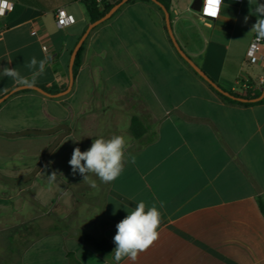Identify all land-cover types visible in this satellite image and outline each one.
<instances>
[{"label": "crops", "instance_id": "0c3cea01", "mask_svg": "<svg viewBox=\"0 0 264 264\" xmlns=\"http://www.w3.org/2000/svg\"><path fill=\"white\" fill-rule=\"evenodd\" d=\"M10 1L14 10L0 21V72L7 66L31 77L26 63L51 55L36 85L64 87L66 56L89 21L76 27L75 18L74 35L54 43L42 18L52 12L55 21L61 7L74 16L67 7L81 2ZM164 1L180 47L214 82L237 94L248 84L263 88L264 51L251 61L246 54L264 0H224L211 20L192 9L194 0ZM128 4L93 31L65 97L15 92L0 104V264H70V253L82 264H115L82 234L107 239L114 250L117 223L140 201L161 212L159 239L120 264H264L257 202L264 197V103L223 101L177 59L164 13L144 1ZM15 87L0 74V97ZM133 116L155 135L135 139ZM114 134L128 141V162L111 183L91 176L92 188L68 161L75 147L85 151Z\"/></svg>", "mask_w": 264, "mask_h": 264}, {"label": "clouds", "instance_id": "9594fccd", "mask_svg": "<svg viewBox=\"0 0 264 264\" xmlns=\"http://www.w3.org/2000/svg\"><path fill=\"white\" fill-rule=\"evenodd\" d=\"M222 3L223 0H204L202 11L206 16L216 18ZM7 6L6 0H0V9ZM256 12L261 18L256 20L252 29H255L259 37L264 38V3L259 4ZM51 60V55L40 60L33 56L26 63V67L32 70L31 77L23 76L17 69L7 66L0 74L12 79L19 88L31 89L35 87L36 78L44 73L45 66ZM127 149L128 141L124 136L115 134L109 138L101 136L94 139L90 148L85 151L75 147L68 163L73 175L78 173L83 177V182L97 188L98 185L91 176H96L104 184L115 181L128 162ZM130 162L135 163V156H131ZM55 174L56 172H53L49 175L50 180L55 178ZM163 207V202H159V208ZM127 213L117 223L116 234L113 237L115 248L112 254L115 264H120L125 259L135 262L141 253L147 252L158 241L160 235L158 229L161 225V212L155 203L148 206L144 201H140Z\"/></svg>", "mask_w": 264, "mask_h": 264}, {"label": "trees", "instance_id": "16d2710c", "mask_svg": "<svg viewBox=\"0 0 264 264\" xmlns=\"http://www.w3.org/2000/svg\"><path fill=\"white\" fill-rule=\"evenodd\" d=\"M78 1H80L85 6L86 11L88 13V17H89V22L90 23H93V22L101 19L102 17H104V15H106L117 3L121 2L122 0H120L117 3H115L114 5H111V6L107 7V8H105L103 11H99V9L97 8V5H96V3H95L94 0H78ZM133 1L134 0H128L125 4H128V3L133 2ZM140 1H144V2H147V3H152L157 9H159L163 13V10L158 5H156L153 1H151V0H140ZM158 1L160 3H162L165 6V8L168 10V12L170 13V8H169L168 3H166L164 0H158ZM124 5H122L120 8H122ZM120 8L114 14H116L120 10ZM114 14L112 16H114ZM104 22H106V21H104ZM96 28H97V26L95 28H93L92 30H95ZM86 29H87V27L83 30L82 34L84 33V31ZM81 35H80V37H81ZM80 37L76 40L74 46L76 45V43L78 42V40L80 39ZM86 40L83 43V45L81 46V48L79 50V53H78V55H77V57L75 59V62H74V68H73L74 79L76 78V76H77V74L79 72V69H80V67L82 65V60H83V54H84V50H85ZM72 50L73 49H71V51L69 52V55H71ZM178 56L181 59H183L179 55V53H178ZM185 63L189 66V64L186 61H185ZM194 73H195V71H194ZM195 74L198 75L197 73H195ZM207 77H208V79L210 81L209 85L212 88V90L223 101H225L227 103L238 104V105H246V106H249V105H257V104L264 103V97L260 101H257V102H250V101H248V102H241V101H238L235 98V97H242V98L249 99V100L250 99L257 98V97H259L262 94L264 85H263V88L262 89L257 90V89H251L250 84H248L247 87H246V90H245V93L244 94H237V93H235L233 91L226 90L225 88H223L222 86H220L219 84H217L216 82H214L208 75H207ZM38 87H40L41 89H43L45 92H47L50 95L57 94V93L65 90L67 88V86L66 87H62V88H58L56 86L45 87L43 85L38 86ZM31 91H33V90L23 89V90L18 91V93L19 92H31ZM129 132H130V134L135 139H138V140L140 138H142L143 136H151V137H153L155 135V133L153 131H151V129H149L148 127L145 126L142 118L139 117V116H133L132 117L131 124H130V128H129ZM151 142H152V139L151 140H148L147 142H144L142 144L143 145H148ZM257 202H258V206H259L260 212L262 213V215L264 217V197L263 196H259L257 198ZM82 237H83L84 240H86L92 246L93 250L97 254H100V255H103V256H108L113 251L112 244L107 239H98V238H95V237H93L91 235L84 234V233L82 234ZM69 257H70V264H82V263H80L79 261H77L74 258V256H73L72 253H70Z\"/></svg>", "mask_w": 264, "mask_h": 264}, {"label": "water", "instance_id": "95a60500", "mask_svg": "<svg viewBox=\"0 0 264 264\" xmlns=\"http://www.w3.org/2000/svg\"><path fill=\"white\" fill-rule=\"evenodd\" d=\"M127 1L128 0H122L121 2L117 3L106 15H104V17H102L101 19H99V20H97V21H95L93 23H90L87 26V29L81 35L80 39L78 40V42L74 46V48L72 50V53L70 55L69 66H68V78H69V81H68V86H67V88L65 90H63V91H61V92H59L57 94H54V95L48 94L47 92H45L43 89H41L37 85H35V87L31 88L30 90L37 91V92H39V93H41L43 95L50 96V97H53V98H58V97H61V96H64V95L68 94L72 90L73 85H74V81H75L74 75H73L74 62H75V59H76V57H77V55L79 53V50H80L81 46L83 45V43L85 42V40L87 39V37L89 36V34H90V32L92 31L93 28H95L96 26L100 25L104 21L108 20ZM151 1H153L156 5H158L163 10V13L165 15L166 27H167L169 36H170V38L172 40V43H173L176 51L184 59V61H186L189 64V66L195 71V73H197L202 79H204L205 81L210 83V81H209L207 75L204 73V71L180 47V45H179L178 41L176 40V38L174 36V33H173L171 20H170V14H169L168 10L158 0H151ZM201 8H202V0H194V2L192 3V9L199 12V11H201ZM23 89H27V88H19L18 86L15 87L8 94L0 97V104L3 101H5L9 97L10 94H13V93L18 92V91L23 90ZM263 97H264V88H263L262 94L259 97H257V98L250 99V100L242 98V97H235V98L238 101H241V102H248V101L257 102V101H260Z\"/></svg>", "mask_w": 264, "mask_h": 264}, {"label": "rangeland", "instance_id": "374dc122", "mask_svg": "<svg viewBox=\"0 0 264 264\" xmlns=\"http://www.w3.org/2000/svg\"><path fill=\"white\" fill-rule=\"evenodd\" d=\"M147 5L149 7L156 8L152 3H147ZM128 6H130V4H125L122 7V9H124L125 7H128ZM67 9H69L74 14L75 18L77 19L78 25L76 27L82 26V25H84V22H88L89 21L87 11H86L85 7L81 3H77V4L74 3L72 6L67 7ZM1 20H2V17L0 18V21ZM108 21H109V19L106 20V22H104V24L108 23ZM42 22L44 24V30H45L46 36L50 40H52L54 43L58 42L59 40H64V39L70 37L71 35H74V32L76 30L75 28L59 29L57 27V25L55 24V21H54L52 12L51 13H47L46 15H44L43 18H42ZM89 24H90V22H88L87 25H89ZM98 27H99V25L97 26V28ZM93 31L94 30H92L90 32V34H89V36H88V38L86 40L84 54L86 53V50H87L88 46L90 45V36L93 33ZM81 34H82V32L77 35V39L80 37ZM84 54H83V56H84ZM69 56L70 55H67L66 58L69 59ZM176 57H177V59H179V61L187 69H190L189 66L177 54H176ZM190 71H191V69H190ZM65 80L67 81V84L64 87H66L68 85V76H66ZM32 93L33 94H36V95H41V94H37V92H35V91H32ZM42 97H45V99H47L48 101H55V100H53L51 98H48L46 96H42ZM63 97H65V95L64 96H61V97H58V98H63ZM140 107L141 106H138V109H140ZM123 120H124V113L122 112L120 115H118V122L120 121V123H122ZM29 169H30V165L27 166V171H29Z\"/></svg>", "mask_w": 264, "mask_h": 264}, {"label": "built area", "instance_id": "2783aa9c", "mask_svg": "<svg viewBox=\"0 0 264 264\" xmlns=\"http://www.w3.org/2000/svg\"><path fill=\"white\" fill-rule=\"evenodd\" d=\"M97 8L99 11H103L105 8L114 5L115 3L119 2L120 0H94ZM224 1V0H223ZM238 2H241L242 0H235ZM7 2V7L0 9V18L7 16L9 13H11L14 10V3L10 0H6ZM223 5V3H222ZM221 5V8H222ZM204 7V0H202V8L201 11H199V15L202 19L204 20H211V19H216L221 11L218 12V15L216 18H212L210 16H206L204 12L202 11ZM76 22L75 17L70 14L64 7H61L56 10L55 12V23L59 29H65L70 26H72ZM264 51V38L259 37L256 35L252 42L249 45L246 58L247 60H254L259 57V55Z\"/></svg>", "mask_w": 264, "mask_h": 264}]
</instances>
